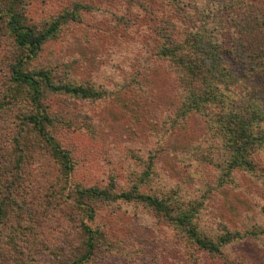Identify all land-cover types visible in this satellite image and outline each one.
Instances as JSON below:
<instances>
[{
    "label": "trees",
    "instance_id": "obj_1",
    "mask_svg": "<svg viewBox=\"0 0 264 264\" xmlns=\"http://www.w3.org/2000/svg\"><path fill=\"white\" fill-rule=\"evenodd\" d=\"M32 1L0 0V26H5L15 50L9 69L0 75V264H36L41 254L32 237L37 236L40 218L60 217L80 227L79 240L86 238L84 251L67 256L61 248L45 246L52 259L48 264H92L106 233L95 222L97 211L117 213L129 206L144 209L156 230L178 233L177 244L185 245L191 264L225 253L246 234L218 217L212 220L208 205L223 193L237 191L233 188L238 187L240 171L264 179V0H168L181 20L161 32L155 49L156 61L167 64L178 87L177 100L164 110L174 112L168 117L171 129L164 132L186 127L192 116L203 118L209 138L189 150L217 155L218 161L211 159L217 168L215 178L175 177L176 170L182 171L180 164L183 171L190 164L177 144L165 143L164 136L161 144L147 151L125 146V155L130 153L134 161L130 168L94 185L69 177L78 162L74 150L62 144L63 135H79L84 129L92 138L101 134L87 115H77L71 101L107 100L127 85L114 91L101 82L77 81L70 71L60 73L59 67L38 64L45 45L57 41L66 26L81 23L82 13L92 8L74 2L37 27L25 13V4ZM190 5L196 12L188 9ZM60 96L71 101L55 107L52 99ZM38 156L61 172L56 176L61 187L52 184L48 192L43 188L41 197L36 179L26 172Z\"/></svg>",
    "mask_w": 264,
    "mask_h": 264
},
{
    "label": "rangeland",
    "instance_id": "obj_2",
    "mask_svg": "<svg viewBox=\"0 0 264 264\" xmlns=\"http://www.w3.org/2000/svg\"><path fill=\"white\" fill-rule=\"evenodd\" d=\"M33 1L25 4V13L30 17L29 23L37 27H42L44 22L69 9L74 2L92 8L82 13L81 23L73 22L66 26L57 41L45 45L38 64L59 67L60 73L62 69L70 71L77 81L101 82L114 91L120 85L130 86L119 90L117 96L96 103L72 102L64 96L52 99L55 107H60L64 100L71 101L70 107L75 109L78 116L87 115L89 122L100 129L101 134L96 138H92L87 129L79 135L64 134V138L61 137L64 147L74 150L73 157L78 162L77 169L69 176L75 183L103 184L111 173L129 169L131 162H134L130 153L125 155V146L147 151L164 139L167 144L169 141L175 142L182 158L190 164H186V171H183L185 167L181 164V172L174 169L175 177L184 174L185 179L189 177L195 181H204L208 176L215 178L217 168L211 164V159L218 161L217 155L215 157L205 149L201 152L189 150L204 140L207 142L209 138L207 123L203 118L192 116L186 122V127L164 132L166 128L171 129L168 117L174 116V112L164 110L177 100L178 87L167 64L156 61L155 49L165 29L181 20L180 14L175 12L168 0ZM190 6L188 9L196 12ZM14 53L13 39L2 25V77L9 69ZM124 80L128 83H121ZM2 84L3 81L0 92ZM102 130L106 131L105 134H102ZM261 157L264 158V155ZM34 161L38 163L28 165L26 172L33 180L36 179V187L40 186L37 195L41 194L43 188L48 192L52 184L60 186L56 177L61 174L58 166L41 156ZM162 168H166V165H162ZM261 173L264 174V162ZM191 174L194 176L191 177ZM236 179L239 184L233 189L237 191L214 198L208 205V212L212 220L214 216L218 217L217 221L246 235L233 242L221 256H204L197 264H264V234L261 232L264 229V179L262 176L259 178L258 174L242 171ZM41 184L45 187H41ZM189 187L194 192L195 188L192 185ZM67 192H70L69 188ZM223 202L224 205H221ZM96 215V224L106 233L91 259L92 264H191L185 245L177 244L179 234L165 228L158 227L156 230L157 225L141 207L129 206L126 211L117 213L99 209ZM40 220L36 226L37 236L32 237L37 240V253L41 254L36 264H48V260H52L45 246L61 248L67 256L84 251L82 244L86 238L79 240L80 227L77 229L65 217ZM32 262L28 264H35Z\"/></svg>",
    "mask_w": 264,
    "mask_h": 264
}]
</instances>
